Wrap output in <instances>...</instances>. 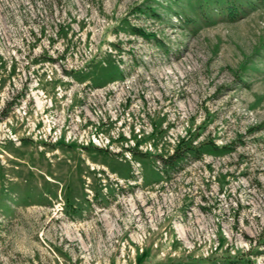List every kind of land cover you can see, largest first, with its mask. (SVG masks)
Returning a JSON list of instances; mask_svg holds the SVG:
<instances>
[{"label":"rangeland","instance_id":"obj_1","mask_svg":"<svg viewBox=\"0 0 264 264\" xmlns=\"http://www.w3.org/2000/svg\"><path fill=\"white\" fill-rule=\"evenodd\" d=\"M199 3L0 0V264H264V5ZM182 136L231 150L145 181Z\"/></svg>","mask_w":264,"mask_h":264},{"label":"trees","instance_id":"obj_2","mask_svg":"<svg viewBox=\"0 0 264 264\" xmlns=\"http://www.w3.org/2000/svg\"><path fill=\"white\" fill-rule=\"evenodd\" d=\"M256 4L264 5V0H200L198 13L207 22L212 21L215 17L231 20L244 15L249 11L250 7ZM185 20L187 22L190 18H185ZM134 29L136 33L145 34L143 30ZM100 65L103 69H106L103 81L107 82L124 76L120 66L111 63L109 60H102ZM6 114L7 111L2 110V115ZM94 149L100 152L106 151V154H111V151L104 150L101 147L96 146ZM230 150L229 144H217L209 140L195 142L184 136L178 138L173 148L168 152H151L147 149L141 150L138 147L128 148L131 155L139 159L142 168L141 176L145 181H147L148 175H153L156 180L162 177L169 178L184 168L185 164L200 159L205 152L225 153ZM112 157L115 161L124 165V170H119V175H122V177H133V170L128 160L125 159V162H121L122 160L118 159L114 153H112ZM67 204L69 207L71 206L70 201ZM73 210L75 209L73 208ZM230 264L240 263L238 261H232Z\"/></svg>","mask_w":264,"mask_h":264}]
</instances>
